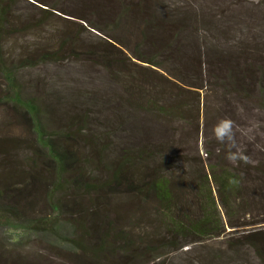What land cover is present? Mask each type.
<instances>
[{
  "label": "trees",
  "instance_id": "trees-1",
  "mask_svg": "<svg viewBox=\"0 0 264 264\" xmlns=\"http://www.w3.org/2000/svg\"><path fill=\"white\" fill-rule=\"evenodd\" d=\"M222 7L228 13L224 21L220 14L183 0L181 7L130 17L131 28L123 29L120 20L103 28L91 25L107 39L102 41L106 46L76 52L75 59L100 67L110 91L79 94L65 103L55 96L51 128L37 99L23 95L15 74L21 68L60 61V51H43L8 65L3 40L6 8L0 0V75L6 87L0 102L20 116L39 153L52 164L46 196L47 202L53 198L55 216L26 221L30 230L53 234L62 214L58 198L68 177L73 186L79 184L81 193L135 202L133 217L138 211V220L149 221L154 233H162L146 241L126 240L123 255L135 250L134 245H142V253L153 261L184 248L191 253L193 247L232 236L234 229L264 223V124H252L258 147L238 129L253 112L264 121V43L231 33L232 17L238 13L229 5ZM122 14H127L126 8ZM61 111L70 113L66 128L54 124ZM221 119L232 121L231 142L222 143L214 135ZM200 133L205 164L194 157L199 154ZM76 141L95 149L98 161L91 164L100 177L93 178L90 163L72 149ZM229 151H239L247 160L231 162L226 158ZM13 204L0 206V225L20 220L13 217ZM252 212L262 215L260 220L246 221ZM68 242L92 255L104 249L102 243L91 250L78 239ZM226 242L229 252L246 249L264 264V230Z\"/></svg>",
  "mask_w": 264,
  "mask_h": 264
},
{
  "label": "rangeland",
  "instance_id": "rangeland-1",
  "mask_svg": "<svg viewBox=\"0 0 264 264\" xmlns=\"http://www.w3.org/2000/svg\"><path fill=\"white\" fill-rule=\"evenodd\" d=\"M185 1L192 6H204V12L220 14L223 21L228 13L222 5L235 8L238 15L232 17L234 29L231 33L250 43L256 39L258 45L264 43V0ZM3 3L6 8L4 53L8 65H16L20 59L43 51H60V61L21 68L15 74L23 95L37 99L41 105V116L49 119L46 122L53 128L55 96L65 103V100L79 94L110 91V86L104 84L106 76L100 67L75 59L78 57L74 54L76 52L85 49L96 51L98 44L106 46L102 41L107 39L91 25L103 28L114 20H120L118 23L123 29L131 28L130 17H146V12H154L156 8L160 13L167 6L179 4L181 7L183 0H3ZM125 8L127 14L123 15ZM133 13L137 15L133 16ZM5 90L4 79L0 75V98L5 96ZM68 113L61 111L57 114L56 127L66 128L71 123ZM255 115L253 112L248 116L238 129L258 147L256 142L260 139L252 137V124H264V121L260 122L262 118ZM254 134L258 132L253 131ZM259 136L263 138V135ZM202 141L200 133L197 140L199 154L194 157L197 162L201 159L205 164L207 157ZM72 149L90 163V175L100 177L94 174L91 164V161H98L95 149H87L81 141L74 142ZM51 166L39 153L33 135L22 126L20 116L0 102V206L12 201L13 217L20 219L16 222L5 220L0 225V264H263L246 249L229 252L226 241L263 231L264 223L234 229L232 236L193 247L191 253L184 248L153 261L154 257L142 253V245H134L135 250L130 249L131 252L128 250L123 255L126 240L138 238L146 241L148 236L156 234L148 226L149 221L145 224L138 220V211L136 218L133 217L135 202H121L113 195L98 199L81 193L79 184L73 186L70 183L72 177L67 178L68 184L61 192L63 196L58 198L57 194L54 197V200H61L62 214L53 234L30 230L26 221L55 216L51 208L53 198L47 202L46 196L49 182L53 179ZM99 170H103L102 166ZM1 194L5 195L1 197ZM261 217L252 212L250 216L246 214L245 220L256 222ZM153 237L151 235L149 240ZM68 239H78L91 250L102 243L104 249L92 255L86 250L74 249ZM206 257L215 258L207 261Z\"/></svg>",
  "mask_w": 264,
  "mask_h": 264
},
{
  "label": "clouds",
  "instance_id": "clouds-1",
  "mask_svg": "<svg viewBox=\"0 0 264 264\" xmlns=\"http://www.w3.org/2000/svg\"><path fill=\"white\" fill-rule=\"evenodd\" d=\"M214 135L216 139L220 142H225L226 140L232 141V121L228 119L219 120L213 129ZM231 162H236L237 160H247V158L237 152L229 151L226 157Z\"/></svg>",
  "mask_w": 264,
  "mask_h": 264
}]
</instances>
